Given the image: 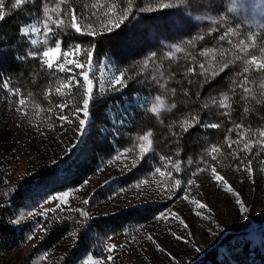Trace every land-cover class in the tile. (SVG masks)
<instances>
[{
    "label": "rangeland",
    "instance_id": "obj_1",
    "mask_svg": "<svg viewBox=\"0 0 264 264\" xmlns=\"http://www.w3.org/2000/svg\"><path fill=\"white\" fill-rule=\"evenodd\" d=\"M142 1L143 6L134 7L129 20L120 28H113L110 33L105 32L99 24L96 27L98 33L96 37L78 35L73 30H69L67 34L58 33L63 40V48H66L70 42L81 43L84 47L95 44L94 60L98 65L96 75L101 79H107L112 72L125 68L127 75L133 76L128 81L127 87L121 91L106 87L100 92L97 83L94 100L90 106L87 132L83 137L73 130L78 122H74L71 126L65 122L61 127L58 119L60 114L70 115L69 108L82 107L83 97L79 94L81 90L76 89L72 93L77 96V103L74 105L68 95L61 96L56 92L57 85L54 78L39 71L37 59L29 58L22 64L13 61L12 51L15 49L12 46L17 44L18 32L14 36L11 26V31L5 35L1 30L0 22V49H9L7 52H0V77H10L11 86L20 88L25 96L29 92L33 93V99L41 109H52L50 112H40L50 119H46L38 132L36 127L21 118L20 113L14 110V105L7 102L8 93L0 87V203L4 202L9 209L7 218L17 231L15 244L0 256V264L46 263L45 254L41 253L30 260L28 254L41 232L33 231L40 227L38 219L43 216L39 213L45 209H55L58 202L44 204L43 209L40 205L47 196L72 189L78 191H72L69 204L62 207L81 208L93 217H116L113 221H118V230L122 233H114L110 235L112 239L105 241L107 244L117 245V249L111 253L115 258L114 264H193L213 249L216 264H264V152L256 155L259 148L264 146V136L260 135L264 131V112L262 117L261 114L254 116L255 123L251 122L249 125L236 123L244 125L242 131L245 138L259 141L252 144L253 154L248 156L253 170V176L249 177L247 171L234 167L238 162L228 154L230 149L226 140L219 142L210 137L212 128H201L199 125L190 128L186 133L188 143L179 148L182 150V155L175 157L169 147L174 148L176 144L174 141L168 142L164 135L166 125L177 123L173 121L169 124L174 111H161L158 118L146 107L155 95L164 96L166 104L171 106L174 103V94L171 90H176L178 82L189 77L190 73H187L189 67H195L198 71V65L206 64L212 55H215L217 60H235V56L240 53L237 48L228 44L229 38L236 44L240 39H244L248 48L242 59L231 63L225 71L215 76L219 85L209 96L219 97L227 87L230 86L232 89L233 80H242L246 75L249 83L245 87L249 88V92L244 93L237 86L236 95L240 98L242 95L255 96V99L259 98V95L264 97V69H257V65L264 64V0H196L197 5H204L198 11H193L188 6V0ZM55 2L56 0H49L50 4ZM110 2L111 0H71L78 12L84 11L85 5ZM126 2L124 0L125 4ZM5 3V10L10 17L22 19L20 26L33 20L28 13L39 14L41 8V0H36L35 4L23 5L19 11L10 10V0H5ZM164 4L170 6L163 7ZM139 8H143L144 11H139ZM229 8H234V11H228ZM95 10L102 11L100 8ZM109 15L115 17V13ZM220 17L224 18L222 23L211 24L209 18L219 20ZM229 27L238 31L239 35L225 37L222 44L219 40L218 49L209 57L200 56L199 53H195L197 50L195 52L191 50L196 49L200 42H204L203 39L194 40L193 45L185 43L193 37L203 36L206 31L219 37ZM211 28H217V31L211 32ZM249 33L253 34L252 38H249ZM121 37L130 38L133 43L130 40L127 47L120 46L113 49V46L121 42ZM32 38L38 39V45L30 48L21 42L18 45V54L43 47L42 33L28 37L29 40ZM173 45H181L186 49V52L176 54L174 60L164 55L172 51ZM221 49L224 52L223 57L220 55ZM151 52L157 53L156 65L162 66L165 79L168 81L166 90L159 89L150 79L152 75L159 76V72L155 71L156 65L150 64L143 72L140 70L141 61ZM192 53L198 54L195 60L192 59ZM253 55L257 57V64L252 65L245 74L243 69L248 66L245 61L250 60ZM80 56L83 58L82 53ZM60 59H63L62 55ZM213 63L215 65L216 62ZM34 69L37 70L35 77ZM101 71L104 73L103 76ZM225 84L228 86L224 88ZM61 92L67 90L61 89ZM175 93L177 94L176 91ZM45 95H48V100H45ZM209 96L202 98V101ZM197 97L201 100L199 94ZM60 103L67 105L62 112L55 107ZM203 110L198 111L201 123H219L225 117L219 114L223 109L215 106ZM80 115L83 116L82 112ZM70 118L73 117L70 115ZM180 121L182 120H178V124ZM112 122H115L114 128ZM47 123H53L54 128L48 129ZM234 125L235 123H231L229 128ZM148 130L154 133L156 152L145 156V162L140 166L143 171L140 169L128 171L122 167L120 161L106 165L102 171H96L102 160L115 155L116 148L131 146L135 143L134 138L137 135ZM225 133V138L230 137L233 140L237 138L235 131L229 133L227 130ZM73 144L77 146L73 148ZM212 144L220 145L223 155L216 161H212L210 157L205 159L217 168V173L224 176L239 194L249 208L248 213L238 212L234 203L235 198L223 191L212 179L210 168L191 177L196 183L187 188L188 200L163 198L153 190L154 183L151 186L142 185L140 189L131 187L141 178L152 179L150 172L156 166H161L159 154L185 162L188 158L199 160L204 150ZM235 147L236 145H233V148ZM240 155L245 156L246 153L241 151ZM195 167V164L191 168L187 167L186 163L182 164L183 172L180 175L184 181L189 178L190 172ZM53 170L57 172L53 176L41 181L32 178V182L30 181L32 174ZM85 179H87L86 187H81ZM155 179L164 178L156 174ZM121 188L127 190L121 193L119 192ZM184 191L183 188L176 190V196L180 197ZM85 198L89 199L87 205L82 203ZM192 200L205 203L207 208H197L191 203ZM169 209L185 221L187 228L181 226L171 215L162 221L154 219L160 211ZM28 212L37 214L29 216ZM196 212L200 215L197 216ZM204 216H208V219H204ZM13 220H19V223L14 224ZM135 229L139 231H134ZM172 233L183 239L176 240ZM29 234H34V238L26 239ZM149 234L166 249L165 253L158 251L155 245L148 241ZM104 246L105 244L95 245L96 254L81 252L74 261L75 264H82L83 259L89 254L94 258L106 256L107 253L101 251ZM104 264H112V262L104 261ZM206 264L212 263L208 261Z\"/></svg>",
    "mask_w": 264,
    "mask_h": 264
},
{
    "label": "snow or ice",
    "instance_id": "obj_2",
    "mask_svg": "<svg viewBox=\"0 0 264 264\" xmlns=\"http://www.w3.org/2000/svg\"><path fill=\"white\" fill-rule=\"evenodd\" d=\"M35 4L36 0H10V10L11 11H19L23 5L27 4ZM134 4L135 0H127L126 4L124 0H111L108 4H91L85 5L84 11L78 12L76 8L72 5L71 0H56L54 4H50L49 0H41V8L39 14L35 12L28 13L29 16L33 18L29 23L24 24L19 27L18 35H17V44L13 45L12 48L15 49L12 51V60L22 64L29 58L37 59L39 61V71L45 72L50 78H54L56 82V92L61 96L68 95L72 100L73 104L77 103V96L73 95V91L76 89L81 90L79 93L82 95V107L69 108V114L64 115L60 114L58 119L60 121V126L63 127L66 122L69 126L73 125L74 122H78L76 127L73 129L77 132L81 137L86 134L88 121L90 119V106L91 102L94 100V93L97 90L96 85H99V91L103 92L107 87L109 89L115 91H121L123 88L127 87V83L129 80L133 78L131 75H127V70L117 69L115 72H112L111 75L107 79H101L96 75L98 70L97 62L94 60V50L95 44L93 43L89 47H84L81 43L70 42L66 48H63V40L58 35L59 32H63L67 34L69 30H73L78 35H87L91 37H96L98 35L96 31L97 24L103 28L105 32H111L113 28H120L121 25L125 23V21L129 20L130 16L134 12ZM66 5V7H65ZM163 7H169V4L162 5ZM188 6L192 8L193 11H198L204 7V5H197L196 0H188ZM100 8L102 11H96L95 9ZM6 3L5 0H0V22H3L8 15L6 12ZM91 9V10H90ZM139 11H144L143 8H139ZM228 11H234V8H229ZM109 13H115V17L109 15ZM200 17H198L199 19ZM211 24L218 25L223 22L224 18L220 17L219 20L214 18H209ZM42 25V27H41ZM211 32L217 31V28H211ZM43 35L42 44L43 47L37 50H29L22 54L19 53L18 45L23 42L26 47H35L38 45V39L32 38L28 39L30 36H36L41 34ZM230 35H239L238 31L229 27L226 32L219 36V40L224 41L225 37ZM252 33H249V38H252ZM203 36H196L185 43L188 45H193L194 40H201ZM228 44L232 45L234 48L238 49L240 55L235 56V60L232 61H223L217 60L215 55H212L207 63H200L198 65L200 69V75L205 76L207 79L209 74L212 77L219 75L221 72L225 71L231 63H234L236 60L242 59L243 54L246 52L248 45L245 43L244 39H240L239 43L236 44L232 41V39H228ZM255 47V45H253ZM8 48L0 49V52H7ZM186 52V49L181 45H173L172 51L165 53L164 55L169 59H176V54ZM213 52L212 49H203L199 52L200 56L209 57V54ZM83 54V58H81L80 54ZM62 55L63 59H60ZM221 57H223L224 52L221 49L220 52ZM156 52H151L146 55V57L141 61V72L145 69H148L150 64L156 65ZM195 60V57H192ZM216 62L215 65L213 62ZM245 63L248 65L243 69V72L246 74L249 72L252 65L257 64V57L255 55L251 56L250 60H246ZM66 65H71V67H66ZM77 69H81L82 71H76ZM257 69H264V64L257 65ZM155 71L159 72V76L152 75L150 77L151 81L156 83L159 89L167 88V79H165L164 72L162 70V66L156 65ZM187 73L196 74L195 67H189L187 69ZM65 74V75H58ZM103 71H101V76H103ZM37 75V70H33V76ZM237 75H240L237 73ZM33 83H35V79H33ZM191 83V81H189ZM248 78L245 75L242 80H233L232 81V89L231 96L228 92H222L219 97L216 95L209 96L206 100L201 102V108L208 109L210 106H215L219 109H223L219 114L222 116H228L229 120H231V111H232V96L236 95V87H240L244 93L249 92V88L245 87L248 84ZM119 86L118 88L116 86ZM0 87H2L7 93L8 97L6 100L9 104L14 105V110L20 113L22 119H26L27 122L33 127L37 128V131H40L41 125H43L46 119H50V117L46 118L41 115L40 112H50L52 109H41V106L33 99V93L29 92L27 96H25L20 88H13L11 86V78H3L0 77ZM61 89H66L67 92H61ZM173 94H175V89L171 90ZM185 95H188V92L185 91ZM14 97L15 99H11ZM48 95H45V100H48ZM248 97L242 95L241 100H247ZM67 105L65 103H60L55 105L56 108L62 110ZM147 110L155 114L158 118L161 111L171 112L176 108V104L173 103L171 106L166 104L165 97L162 95H155L150 101L149 105H146ZM39 110V111H38ZM245 113L249 112V108L245 107L243 109ZM82 112L83 116L81 117L80 113ZM123 122V121H119ZM114 123L112 122V126L114 128ZM199 125L201 128H212L219 129L221 127L220 123H201V118L198 112H193L189 116H186L182 121L179 122L180 131H173L171 134L178 139L175 142H179V138L189 131L190 128L196 127ZM175 123L170 127H174ZM48 129H53V123H47ZM243 124H235L234 127L228 129L229 133L235 131L237 133V138L235 140L230 137H226V143L230 152L228 153L233 160H236L238 163L234 165L235 168L241 171H247L249 177L253 176V170L251 168V160L248 159V156H251L252 153V144L259 143L258 140H250L244 137ZM114 131L118 132V130L114 129ZM153 131L148 130L143 134L137 135L131 146H127L124 148H116L115 155L110 156L107 160H102L101 163L97 167V172L102 171L103 168L112 164L114 161H120L123 168H126L128 171H132L133 169H143L140 167L145 161L144 158L149 153H155V141L153 139ZM260 135L264 136V131L260 133ZM233 145H236L233 148ZM77 145L73 144L72 147L75 148ZM138 148V151H137ZM244 151L246 153L245 156H241L240 152ZM264 152V146H261L256 153ZM175 157H180L182 155V150L177 148L174 150ZM223 155V149L218 144H212L208 148L204 150L201 154L199 160H193L192 158H188L187 161H182L180 159H174L172 156H164L163 154H159V161L161 166H156L154 170L150 172V176L152 179L150 180L148 177L139 179L135 184L131 187L135 189H140L142 185L151 186L153 183L155 184L154 191H157L163 198H167L169 200H175L179 198H183L185 200L189 199L187 195V188L196 183L194 179L191 177L196 176L200 172H204L210 168L212 179L217 183L219 187L222 188L223 191L230 193L234 198V203L238 208V212L240 214H245L249 212V208L242 201L239 194L229 185V183L225 180V177L217 173V168L214 165H210L208 160L205 157H210L212 161H216L219 157ZM123 157V160H122ZM127 161V163H125ZM187 165V167L191 168L194 164L196 167L190 172L189 178L184 181L182 176L180 175L183 172L182 164ZM156 174H159V177L164 178L163 180L155 179ZM87 179L83 182L81 187H86ZM185 189L184 192L181 193L180 197L176 196V190ZM127 189L121 188L119 192L123 193ZM72 191H78V189L72 190H63L56 192L47 196L43 203H41L40 207L43 209L44 204L49 202L56 201L58 202L55 209H45L40 212L39 215L49 218V213L57 214L59 212H63L65 209L62 206H67L69 204V197L72 194ZM83 204H89V199L85 198L82 201ZM191 203L195 204L199 209H206L207 205L198 200H192ZM73 213H78L79 217L88 218L89 213L81 208H73L71 209ZM37 213L28 212L27 215L33 216ZM169 215L175 217L176 220L179 221V224L185 228L187 225L185 221L179 217V215L175 212H172L170 209L168 211H160L158 215L154 217L156 221L165 220ZM196 215L199 216L200 213L196 212ZM204 219H208V216H204ZM14 224L19 223V220H13ZM35 231H46L44 226H40L33 230ZM134 231H139V229H135ZM72 236H76L77 233H71ZM176 240L183 239L181 236L172 233ZM34 238V234H29L26 239L31 240ZM112 239L111 236L106 237V240ZM148 241H150L158 251L161 253H165L166 249L161 247L154 237L149 234L147 236ZM134 242V240H133ZM117 249V245L115 244H107L105 243L104 248L101 249L102 252H106L107 255L102 258H94L92 254L86 256L83 259L82 264H104V261H110L114 264L115 258L111 255L113 251ZM198 250V249H197ZM47 253H45L46 257ZM171 255L170 253L168 254Z\"/></svg>",
    "mask_w": 264,
    "mask_h": 264
},
{
    "label": "trees",
    "instance_id": "obj_3",
    "mask_svg": "<svg viewBox=\"0 0 264 264\" xmlns=\"http://www.w3.org/2000/svg\"><path fill=\"white\" fill-rule=\"evenodd\" d=\"M127 1V0H126ZM142 0H135L134 7L138 8L139 5L143 6ZM22 19L19 17H10L8 14L6 19L1 22V30L8 34L9 31L12 30L14 32V36H16L19 27H21ZM106 38V37H105ZM110 38V36H108ZM111 40V39H110ZM121 44L113 46V49L119 48L120 46L127 47L130 40L133 43L132 39H126L124 37L120 38ZM96 40H93L95 42ZM203 41L200 42L199 46L196 49H191L193 52L197 50L195 53H199L201 50L207 48L212 49L213 52L218 49L219 37L211 34L210 32L204 33ZM222 41L220 44H222ZM105 43V41H104ZM130 43V45H131ZM211 52L209 56L213 54ZM192 53L196 58L198 54ZM205 57V56H203ZM32 62V61H31ZM32 64V63H31ZM126 69V68H125ZM200 69L196 71V74H190L186 80H180L178 82L176 92L174 94V103L176 104V108L173 109L174 114L172 119H170L169 124L173 121L175 123L174 127H170L171 125H166L165 130V139L168 142H175L178 138L172 136L173 131H180L178 120H183L186 116H189L193 112H202L204 111L201 108L202 98L209 96L211 92L216 91L217 86L219 85L216 82L215 77L208 76L206 79L205 76L199 74ZM192 75V76H191ZM191 81V83H189ZM130 85V84H129ZM128 85V86H129ZM132 86V85H130ZM228 85H224V88ZM185 91L188 92V95H185ZM237 91V90H236ZM183 92V93H182ZM225 92H228L231 96V87H227ZM197 94L201 96V100L198 99ZM259 98H254L255 96H249L247 100H241L237 95L232 96V111H231V120H229L228 116L223 117V119L219 122L221 127L219 129H212L210 133L219 142L225 139L228 128L231 123H243L245 125L251 124V122L255 123L253 120L254 116L257 114H261L263 116L264 112V97L259 95ZM245 107L249 108V112L245 113L243 109ZM200 114V113H199ZM141 122V119H140ZM185 135V138H184ZM172 140V141H171ZM188 139L186 137V133H184L180 138L179 142H175L176 146L172 148L169 147L170 150L174 153V150L183 146V144L188 143ZM57 172H45L39 171L35 174L31 175L32 178L37 180L47 178L49 176L55 175ZM63 212H59L58 215L54 213H49V218L41 217L39 218V225L44 226L46 231H41L39 237L37 238L35 244L31 247L28 260L33 257L43 253H47L46 255V263L45 264H75L77 256L81 252H91L96 254L94 251L95 245H104L106 241V237L113 235L114 233L121 232L118 230L119 223L114 222L116 219L115 216H97L93 217L89 214L88 218L79 217L78 213H73L71 209L64 208ZM8 210L4 202L0 203V256L12 248L15 244L17 231L15 227L12 226L7 218ZM76 232V236H72L71 233ZM210 262L212 264H216L215 258V250L208 252L204 257L193 264H206V262Z\"/></svg>",
    "mask_w": 264,
    "mask_h": 264
}]
</instances>
